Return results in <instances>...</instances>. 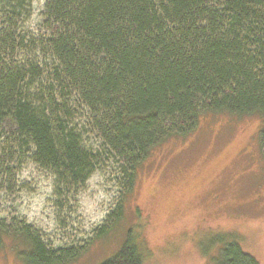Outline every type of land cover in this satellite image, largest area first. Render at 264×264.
I'll list each match as a JSON object with an SVG mask.
<instances>
[{
	"label": "trees",
	"instance_id": "16d2710c",
	"mask_svg": "<svg viewBox=\"0 0 264 264\" xmlns=\"http://www.w3.org/2000/svg\"><path fill=\"white\" fill-rule=\"evenodd\" d=\"M30 5L0 0V177L26 158L52 175L63 207L113 165L129 192L152 148L204 114L257 116L264 158V0H45L33 29ZM5 237L27 246L24 264H70L92 244L52 249L1 220ZM139 238L127 230L99 264H143ZM213 241L214 264H259L238 234Z\"/></svg>",
	"mask_w": 264,
	"mask_h": 264
},
{
	"label": "rangeland",
	"instance_id": "374dc122",
	"mask_svg": "<svg viewBox=\"0 0 264 264\" xmlns=\"http://www.w3.org/2000/svg\"><path fill=\"white\" fill-rule=\"evenodd\" d=\"M44 2L31 0L27 28L38 24ZM260 123L255 115H201L188 136H173L152 148L129 192L119 170L105 165L63 207L53 195L52 175L25 158L10 165L11 176L7 169L0 177V221L30 225L52 249L86 246L91 240L70 264H99L127 230L145 244L143 264H214L218 252L212 238L223 232L238 234L242 250L264 264ZM85 137L96 145L93 134ZM122 209L112 226L113 214ZM102 225L110 229L92 240ZM27 250L18 238L5 237L0 264H24Z\"/></svg>",
	"mask_w": 264,
	"mask_h": 264
}]
</instances>
